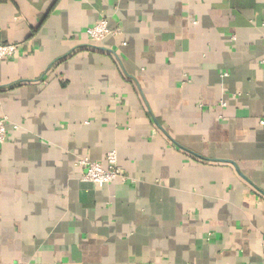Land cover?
Returning <instances> with one entry per match:
<instances>
[{
	"label": "crops",
	"instance_id": "obj_1",
	"mask_svg": "<svg viewBox=\"0 0 264 264\" xmlns=\"http://www.w3.org/2000/svg\"><path fill=\"white\" fill-rule=\"evenodd\" d=\"M0 44V264H264V0H0Z\"/></svg>",
	"mask_w": 264,
	"mask_h": 264
},
{
	"label": "built area",
	"instance_id": "obj_2",
	"mask_svg": "<svg viewBox=\"0 0 264 264\" xmlns=\"http://www.w3.org/2000/svg\"><path fill=\"white\" fill-rule=\"evenodd\" d=\"M88 37L93 41H100L110 33L106 19H100L98 22L89 26L85 30ZM18 50L16 44H0V60L12 58ZM6 120L0 118V143L6 138ZM260 124H264V119L260 120ZM105 164L101 162H91L87 159L79 161V165L85 168L81 179L85 182L92 183L96 187H102L104 184L113 181H124L126 176L124 171L118 165L117 156L114 151H110L104 158ZM14 264H25L16 262Z\"/></svg>",
	"mask_w": 264,
	"mask_h": 264
}]
</instances>
